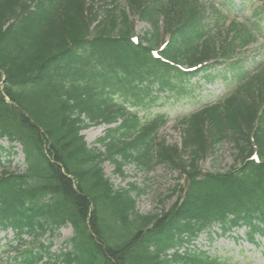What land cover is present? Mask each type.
I'll return each mask as SVG.
<instances>
[{
  "label": "trees",
  "instance_id": "trees-1",
  "mask_svg": "<svg viewBox=\"0 0 264 264\" xmlns=\"http://www.w3.org/2000/svg\"><path fill=\"white\" fill-rule=\"evenodd\" d=\"M206 9L198 0L102 7L95 0H0V140L9 151L20 145L25 164L23 172H0V230L37 241L69 224L71 250L43 264H219L203 253H165L213 224L222 233L245 227L253 244L256 235L264 237V68L222 104L182 119L179 146L155 143L162 119L143 125L137 112L118 103L143 102L151 82L185 78L129 43V15L149 24L141 40L148 46L158 44L162 21L172 36L163 55L183 65L230 59L255 41L235 23L225 41L204 38ZM112 124L98 140L104 152L88 148L81 132ZM252 133L258 165L248 160ZM226 141L234 147V165L201 173L200 162ZM104 162L120 175L126 164L144 172L161 164L186 184L176 185L178 199L168 210L142 216L130 192L114 190L105 178ZM38 246L22 254L24 264L43 259L48 248Z\"/></svg>",
  "mask_w": 264,
  "mask_h": 264
},
{
  "label": "rangeland",
  "instance_id": "rangeland-1",
  "mask_svg": "<svg viewBox=\"0 0 264 264\" xmlns=\"http://www.w3.org/2000/svg\"><path fill=\"white\" fill-rule=\"evenodd\" d=\"M90 2L91 0H87ZM102 0L99 5H103ZM147 30V26L139 22L135 24L134 35L140 37ZM253 56H255L253 58ZM245 58V64L264 63V40H259L248 48V51L241 55ZM193 86L186 93H157L156 100L149 105L146 103L141 107L140 117L144 120L153 118L156 115H164L166 123L160 131L159 136L170 145H180L181 131L178 122L202 105L217 101L227 92V87L223 82L216 80L213 83H203L201 76L190 81ZM129 102V101H127ZM109 128V127H108ZM107 127H90L81 134L89 148H99L97 140L102 137ZM102 149L100 148V151ZM234 162L233 147L230 143H224L218 146L215 153L206 160L200 162L203 171L206 172H225ZM105 177L112 184L114 190H127L130 186H135L136 190L132 193L135 200V207L141 215H151L159 213L163 208L168 209L177 198L173 194L176 185L182 184L181 176L177 171L166 166H157L150 172L140 171L135 165H125L122 168V175L116 173L115 168L110 163L103 164ZM2 169L15 170L23 172L25 169L24 157L19 145H14V149L9 151L6 141L0 140V172ZM220 231L214 226L210 231L199 235L188 245L191 251L200 250L211 257L217 258L221 264H264V240H260L259 246H252L245 240L242 230L228 233L224 236L219 235ZM73 232L69 226L61 228L54 236L45 235L39 239L40 243L49 247L44 261L50 255H56L60 252L70 250L66 241L71 238ZM23 244L19 248L17 240L12 231H0V264H14L13 249L19 248V251L31 247L35 250L38 246L31 237L22 236ZM185 248V247H184ZM197 249V250H193ZM182 251V249H180ZM18 251V252H19ZM180 251V252H181ZM171 253V252H170ZM9 260L6 261V258ZM218 261V262H219ZM16 264V263H15ZM20 264V263H17Z\"/></svg>",
  "mask_w": 264,
  "mask_h": 264
}]
</instances>
